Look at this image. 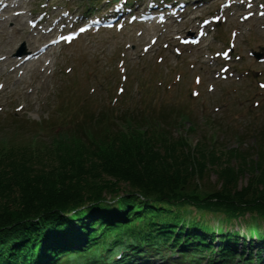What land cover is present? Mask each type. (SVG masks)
<instances>
[{
	"label": "trees",
	"instance_id": "obj_1",
	"mask_svg": "<svg viewBox=\"0 0 264 264\" xmlns=\"http://www.w3.org/2000/svg\"><path fill=\"white\" fill-rule=\"evenodd\" d=\"M113 111L86 109L58 129L43 126L56 155L49 167L36 166L33 150L0 148V264H111L119 250L113 264H124L162 248L178 249L172 264H204V253L221 264L235 256L264 264V126L252 158L223 152L217 139L193 148L175 138L166 106ZM209 172L216 189L202 184ZM209 214L224 224L257 215L258 242L243 239L236 252L239 231L209 225Z\"/></svg>",
	"mask_w": 264,
	"mask_h": 264
},
{
	"label": "rangeland",
	"instance_id": "obj_2",
	"mask_svg": "<svg viewBox=\"0 0 264 264\" xmlns=\"http://www.w3.org/2000/svg\"><path fill=\"white\" fill-rule=\"evenodd\" d=\"M87 1L0 0V11L4 9L0 19V85L4 86L0 88V148L15 145L20 151L33 150L38 154L34 155L36 166L49 167L56 155L43 126L58 129L78 121L86 109L106 108L115 116L114 109L120 115L136 107L157 111L166 106L169 130L175 138H186L193 148L217 139L223 152L240 148L254 158L261 151L260 137L255 136L264 126V61L253 53L264 56V16L260 15L264 0H210L196 9L194 0H188L181 21L135 23L122 31L93 30L71 44L52 45L47 53L35 54L19 66L24 57L15 54L22 45L32 53L47 41L43 31L50 26L60 34L74 22L79 24ZM148 1L143 0V6L148 7ZM97 2L103 7L96 13L110 11L107 0ZM133 7L137 6L133 3ZM41 12L44 18L33 27L32 20ZM246 13L252 15L243 19ZM206 19L209 23L203 26ZM203 29L206 35L198 43L182 41L189 33L197 37ZM119 87H123L121 94ZM152 124L145 127L152 128ZM247 178L248 174L240 178V187ZM202 184L211 189L220 186L214 172ZM206 220L222 231L238 230L249 237L257 215L247 214L228 224L211 214ZM259 224V231L264 232V219ZM169 252L162 259L143 254L135 263L174 262L177 255ZM203 255L201 262L207 261Z\"/></svg>",
	"mask_w": 264,
	"mask_h": 264
},
{
	"label": "snow or ice",
	"instance_id": "obj_3",
	"mask_svg": "<svg viewBox=\"0 0 264 264\" xmlns=\"http://www.w3.org/2000/svg\"><path fill=\"white\" fill-rule=\"evenodd\" d=\"M250 6V5H249ZM262 7H264V6H262ZM64 15L65 16H67L68 15V13H64ZM250 15H252L251 13H249V16ZM260 15H262V16H264V12H261L260 13ZM248 17H244L243 19H247ZM137 19V17H135V16H132L131 17V20H136ZM216 20H219L220 19V17H216L215 18ZM97 23H99V21L97 20V21H94L93 22V24H97ZM207 23H209L208 21H205V24H207ZM93 24H88V25H86L85 27H81L80 29H79V33H84V32H86L89 28H91L92 26H93ZM109 26H111V25H109ZM118 27L119 28H123V24H119L118 25ZM206 33H204L203 31L200 33V35H205ZM237 34L234 32L233 33V37H235ZM60 39L61 40H68L69 42L71 41V37H64V36H61L60 37ZM56 41H53V43H55ZM195 43H198V41H194ZM153 43H155V40H153ZM145 51H148V49L147 48H145ZM218 55H220L219 53H218ZM223 55H225V56H227V53H224ZM123 70V69H122ZM69 71H71V69H69ZM177 79H180L179 77H177ZM197 82H199V78H197ZM4 86L3 85H0V88H3ZM261 87H264V85H261ZM121 92H123V89H121ZM194 95H198V93H194ZM257 104H258V102H257ZM23 106H21V108H22ZM17 111H20V109H17Z\"/></svg>",
	"mask_w": 264,
	"mask_h": 264
},
{
	"label": "water",
	"instance_id": "obj_4",
	"mask_svg": "<svg viewBox=\"0 0 264 264\" xmlns=\"http://www.w3.org/2000/svg\"><path fill=\"white\" fill-rule=\"evenodd\" d=\"M25 53H26L25 48L22 45V47L17 51V55H22V54H25Z\"/></svg>",
	"mask_w": 264,
	"mask_h": 264
},
{
	"label": "bare ground",
	"instance_id": "obj_5",
	"mask_svg": "<svg viewBox=\"0 0 264 264\" xmlns=\"http://www.w3.org/2000/svg\"><path fill=\"white\" fill-rule=\"evenodd\" d=\"M49 48H52V46H50V47H48V50H49ZM47 49V48H46ZM48 51H46V53H47ZM24 65V62H22L21 64H20V66L22 67ZM236 250V252L239 250V249H235Z\"/></svg>",
	"mask_w": 264,
	"mask_h": 264
}]
</instances>
